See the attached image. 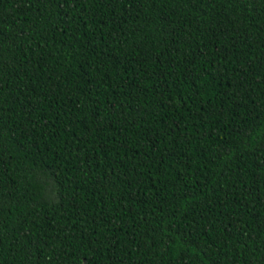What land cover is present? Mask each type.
Segmentation results:
<instances>
[{"label":"trees","instance_id":"trees-1","mask_svg":"<svg viewBox=\"0 0 264 264\" xmlns=\"http://www.w3.org/2000/svg\"><path fill=\"white\" fill-rule=\"evenodd\" d=\"M0 264H264V0H0Z\"/></svg>","mask_w":264,"mask_h":264}]
</instances>
